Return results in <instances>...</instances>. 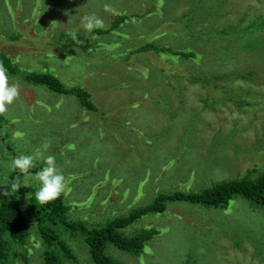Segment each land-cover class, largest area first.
<instances>
[{
	"label": "rangeland",
	"instance_id": "obj_1",
	"mask_svg": "<svg viewBox=\"0 0 264 264\" xmlns=\"http://www.w3.org/2000/svg\"><path fill=\"white\" fill-rule=\"evenodd\" d=\"M147 3L153 4L145 20L139 15ZM155 7L157 20L150 17ZM91 13L104 21L102 29L114 30L73 41L71 32L83 33L80 20ZM148 43L195 55L137 51ZM0 54L19 57L16 73L8 72L21 93L0 114V197L19 177L21 198L37 203V183L29 174L8 173V162L40 148V133L52 132L54 142L66 128L79 139L75 157L58 154L62 143L46 155H55L67 178L61 195L67 218L89 228L105 227L162 194L200 191L244 176L251 166L254 177L264 171V0H0ZM181 66L189 71L178 70L179 76ZM26 72H50L68 86L89 89L98 111L28 82ZM56 102L61 112L48 126L42 121ZM77 111L84 116L71 114ZM61 113L75 126L62 125ZM34 222L26 244L10 250L13 264H21L14 250L27 253L25 264H44L46 247ZM48 225L73 250L76 264H93L80 232L58 217ZM145 229L158 233L142 252L111 242L103 252L124 264H264V209L241 195L226 209L169 201L165 211L117 231L134 237Z\"/></svg>",
	"mask_w": 264,
	"mask_h": 264
},
{
	"label": "trees",
	"instance_id": "obj_2",
	"mask_svg": "<svg viewBox=\"0 0 264 264\" xmlns=\"http://www.w3.org/2000/svg\"><path fill=\"white\" fill-rule=\"evenodd\" d=\"M152 4L153 3H147L144 14H140L139 16L146 20L148 18L147 15H149L148 10ZM156 7L150 17H155L157 20ZM125 13L126 12L121 16L126 20L129 15ZM134 13L136 12L134 11ZM152 25L154 26V33L157 34V23H152ZM106 30L114 29H97V32L102 33ZM148 50H154L157 53L180 54L186 58L195 55L194 52L179 51L166 45H158L156 43H148L137 49V51ZM0 62L5 65L10 73H16V67L9 56L0 54ZM166 63L167 61L163 64V69L165 70L167 69ZM173 66L175 65L173 64ZM182 67L183 66L176 70L179 76L181 75L178 70L189 71ZM186 67L189 66L186 65ZM187 76L191 75L187 74ZM211 76L220 77L218 73L214 72ZM24 78L30 83L43 85L47 89L59 94L74 95L83 108L91 111H98V106L92 100L91 91L85 87L68 86L61 78L50 72H26ZM246 78H248V76ZM66 151H68L65 152L67 156H71V153L75 152L71 150ZM72 157L74 156H71V158ZM41 167L42 166H37L30 171L36 172ZM254 170L255 168L251 166L244 176L217 181L212 186L203 188L200 191H175L173 193L162 194L157 197L153 203L140 206L136 211L130 212L127 215L118 216L115 220L109 222L102 228H89L82 221L72 222L69 220L66 215L68 208L63 206L61 202L63 196L44 205L39 203L32 204L31 200L27 202L21 198L20 195L23 194V191H12L11 186H7L3 190V192L7 190L6 195L2 193L0 197V264H13L10 260V250L14 244H26L27 237L32 230V225L35 223L34 221L38 222V230L46 247L43 253L44 264H65L66 260L76 264L78 259L73 250L65 241L60 239L57 232L48 225V223L51 222L55 223L57 217L60 218V222L67 226V228L80 232L84 236V241L89 248L91 262L93 264H124L105 254L103 252V247L107 246V242H111L127 252L134 254L142 252L147 241H149L154 234L158 233L156 229H145L142 233L134 237H125L122 233L120 234L117 231V228L125 226L126 223H133L149 213L165 211L167 202L169 201H189L206 207L226 209L230 201L236 195H241L248 199L255 208L264 209V171L254 177L252 175ZM13 255L16 261L21 262V264H25L24 261L26 263L29 261L27 253H20L14 250Z\"/></svg>",
	"mask_w": 264,
	"mask_h": 264
},
{
	"label": "clouds",
	"instance_id": "obj_3",
	"mask_svg": "<svg viewBox=\"0 0 264 264\" xmlns=\"http://www.w3.org/2000/svg\"><path fill=\"white\" fill-rule=\"evenodd\" d=\"M105 11L113 10L110 5L105 4ZM104 26V21L94 13L85 14L80 20V28L83 29V33H80L79 29H75L71 32V37L73 41L79 42L81 40L78 37L81 34L88 38V34H93L95 30L102 29ZM13 62H19V57ZM20 95V84L13 82V78L10 76L7 68L0 62V114L6 113L9 106L16 102L20 98ZM49 148L50 143L45 141L40 148H37L31 154L15 156L7 165L8 173L18 171L22 175L29 174L31 179L37 183L38 187L34 193V198L41 205L56 200L62 194H65L68 188L67 178L58 166L55 155H46ZM40 162L43 163V167L34 174L30 173V170L36 168ZM17 179L19 177L11 182L12 191L21 188V185L16 182ZM5 180H8L7 176H5ZM6 191L3 192V195H6ZM36 246L39 247L38 241L36 242Z\"/></svg>",
	"mask_w": 264,
	"mask_h": 264
},
{
	"label": "crops",
	"instance_id": "obj_4",
	"mask_svg": "<svg viewBox=\"0 0 264 264\" xmlns=\"http://www.w3.org/2000/svg\"><path fill=\"white\" fill-rule=\"evenodd\" d=\"M64 96L65 95H63V97H62V99H64ZM62 99H59V100H62ZM58 101V100H57ZM58 108H59V103L58 102H56L55 104L54 103H51V104H49V107L47 108V110H46V115H45V120L44 121H42L43 123H47V125L48 126H52V124H53V122H52V120L50 119V117L54 114V113H58ZM81 111V110H80ZM91 111V110H90ZM61 112V111H60ZM60 112L58 113V114H60ZM78 112V111H77ZM72 112L71 114H73V115H79V116H84V115H82L80 112ZM82 112H85V113H88L90 116L92 115L89 111H82ZM94 112H96V111H94ZM61 118H62V120L64 119L65 120V122H63V124L62 125H71V126H73L74 125V123L76 122L75 121V119L71 116V115H68V114H62L61 113ZM90 125V121H88V122H86L85 124H84V126H86V127H88ZM75 126V125H74ZM70 130V128H66V129H60V132L62 133V135L61 136H59V138L58 139H56L54 142H53V137H54V134H51L52 132H50V133H48L47 135H46V137H45V135H44V133L43 134H41L40 133V136H41V138H42V143H44V141H47V142H49L50 143V148H52L53 146H55L56 144H63V146H60V145H57L56 146V148H58L59 149V152H58V154L59 155H61V156H64L65 154H64V150H71V151H75V150H77V146H78V144H79V139L77 138V136H76V134H75V132H74V130H72V131H69ZM42 131V130H41ZM58 131V130H57ZM85 145L89 148V149H91L92 148V145H91V143L89 142V140L87 139H85ZM50 148H49V150H50ZM72 155L71 156H74L75 157V152H73V153H71ZM71 156H67V159H70V160H72V158H74V157H72L71 158ZM70 163H71V161H70ZM69 164V163H68Z\"/></svg>",
	"mask_w": 264,
	"mask_h": 264
}]
</instances>
